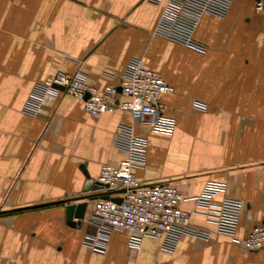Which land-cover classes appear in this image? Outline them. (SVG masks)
Segmentation results:
<instances>
[{
  "label": "crops",
  "instance_id": "obj_1",
  "mask_svg": "<svg viewBox=\"0 0 264 264\" xmlns=\"http://www.w3.org/2000/svg\"><path fill=\"white\" fill-rule=\"evenodd\" d=\"M179 1L163 30V4L148 0H0V264H264V248L242 242L264 224V9L256 0ZM132 59L172 86L160 95L171 133L142 128L123 109L92 116L68 94L46 97L37 116L23 111L34 86L57 73L81 70L102 91L119 86ZM128 125L145 141L136 179L173 186L197 234L172 248L145 237L134 249L128 231H112L94 252L83 235L96 199L74 225L68 203L53 202L105 191L85 188L123 158L116 138ZM212 184L213 205L239 203L238 243L194 200Z\"/></svg>",
  "mask_w": 264,
  "mask_h": 264
},
{
  "label": "built area",
  "instance_id": "obj_2",
  "mask_svg": "<svg viewBox=\"0 0 264 264\" xmlns=\"http://www.w3.org/2000/svg\"><path fill=\"white\" fill-rule=\"evenodd\" d=\"M148 1L163 4L157 26L170 30L181 13L182 2ZM256 7L261 9V0H256ZM170 92L172 86L156 71L144 67L140 59H132L120 78L119 86L107 85L102 91L90 86L86 74L81 70L57 73L50 81L34 86L24 102L23 111L37 116L46 97L68 94L82 101L84 110L92 116L98 117L105 112L123 109L130 113L140 127L159 133H171L174 122L164 114L160 102V95ZM118 95L125 99L118 101ZM192 106L199 110L206 108L205 103L197 100L192 102ZM116 146L124 152V156L116 165H102L98 182L106 185L103 187L106 191L123 188L124 192L111 194L113 197L120 196L121 201L116 203L102 198L95 200L87 219L83 244L94 252L103 253L112 231H128V245L131 248L138 249L141 239L145 237L161 239L164 247L172 248L183 234H197L190 228L189 212L178 206L184 198L173 186L168 183L140 184L136 179L133 168L143 164L145 141L134 133L133 126L120 127ZM217 190V185H207L194 200L220 233L238 243L241 240L234 234L239 203L225 199L213 205L210 196ZM242 242L250 250L264 248V224L253 226Z\"/></svg>",
  "mask_w": 264,
  "mask_h": 264
},
{
  "label": "water",
  "instance_id": "obj_3",
  "mask_svg": "<svg viewBox=\"0 0 264 264\" xmlns=\"http://www.w3.org/2000/svg\"><path fill=\"white\" fill-rule=\"evenodd\" d=\"M262 1H263L262 8L264 9V0H262ZM55 86L58 88H61L58 85H55ZM118 91H119V88H118ZM103 187H106V185H103L97 181L91 185L86 186L85 191L89 190L90 188L94 190V189H100ZM122 192H124L123 188L118 189V190H112V191H110V190L106 191L105 190V191L98 193V194H85L83 196H78V197L67 199V200H59V201H56L53 203H68L66 206V217L68 219V223L74 225L76 223L79 224L81 219L83 218L84 209L86 207V203H87L86 201L87 200L102 198V199H110L116 203H119L121 201V197L120 196L113 197V196H111V194L122 193ZM71 201H79V202H77V204H72ZM32 207H36V205L22 207V208H16L14 210H20V209L32 208ZM0 213H2V212H0ZM73 217H75L77 219L76 222H72Z\"/></svg>",
  "mask_w": 264,
  "mask_h": 264
}]
</instances>
